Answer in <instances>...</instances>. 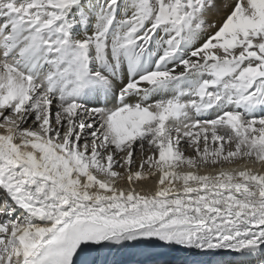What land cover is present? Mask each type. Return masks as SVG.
Instances as JSON below:
<instances>
[{
  "label": "snow or ice",
  "instance_id": "snow-or-ice-1",
  "mask_svg": "<svg viewBox=\"0 0 264 264\" xmlns=\"http://www.w3.org/2000/svg\"><path fill=\"white\" fill-rule=\"evenodd\" d=\"M264 264V0H0V264Z\"/></svg>",
  "mask_w": 264,
  "mask_h": 264
},
{
  "label": "bare ground",
  "instance_id": "bare-ground-1",
  "mask_svg": "<svg viewBox=\"0 0 264 264\" xmlns=\"http://www.w3.org/2000/svg\"><path fill=\"white\" fill-rule=\"evenodd\" d=\"M127 255H129V252L113 253L112 255L102 256L101 260L98 261V264H107L108 262H113L116 259H122L121 262H123V263H121V264H141V263H139L140 261L141 262H149L150 261V260H140V259L139 260L132 259V260H129V261H125L127 259V257H126ZM150 263L151 264H156V262H154V263L150 262Z\"/></svg>",
  "mask_w": 264,
  "mask_h": 264
},
{
  "label": "rangeland",
  "instance_id": "rangeland-1",
  "mask_svg": "<svg viewBox=\"0 0 264 264\" xmlns=\"http://www.w3.org/2000/svg\"><path fill=\"white\" fill-rule=\"evenodd\" d=\"M149 255V256H148ZM102 256H105V255H101L100 257H98V261L101 260V257ZM127 259L125 261H129V260H132V259H135V260H152V259H155L159 256H156V255H150V254H132V253H129V255L126 256ZM143 257V258H142ZM161 258H164V257H161ZM122 259H116L114 260L113 262H108L107 264H121L123 262H121ZM124 261V262H125ZM154 263V262H153Z\"/></svg>",
  "mask_w": 264,
  "mask_h": 264
}]
</instances>
